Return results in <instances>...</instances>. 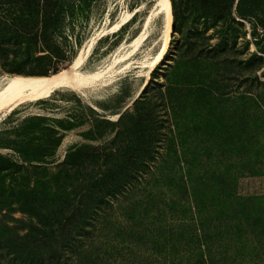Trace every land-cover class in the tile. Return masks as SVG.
<instances>
[{
    "label": "trees",
    "instance_id": "obj_1",
    "mask_svg": "<svg viewBox=\"0 0 264 264\" xmlns=\"http://www.w3.org/2000/svg\"><path fill=\"white\" fill-rule=\"evenodd\" d=\"M25 22L18 26L0 18L3 71L60 72L65 58L58 52L5 47L20 45L17 34H27L30 20ZM27 39L29 45L39 41ZM200 59L189 62L202 67ZM159 69L116 123L97 121L82 135L96 142L113 126L111 142L69 148L55 173L46 162L59 140L55 129L68 131L78 123L52 120L56 126L50 129L42 122L51 120L33 117L0 128V148L14 153L0 154V211L31 218L25 234L0 221V264H141L154 257L157 264L176 259L177 264H234L222 251L226 241L233 250L237 245L231 222L242 231V264H264V196L243 197L234 190L240 177L256 169L242 163V146L254 141L253 148L261 149L264 124L254 122L250 131L242 126V134L232 139L240 147L215 148L212 133L199 128L210 122L207 108L197 115L181 109L172 81L151 87ZM191 89L211 96L202 83ZM228 154L239 161L222 163Z\"/></svg>",
    "mask_w": 264,
    "mask_h": 264
},
{
    "label": "rangeland",
    "instance_id": "obj_2",
    "mask_svg": "<svg viewBox=\"0 0 264 264\" xmlns=\"http://www.w3.org/2000/svg\"><path fill=\"white\" fill-rule=\"evenodd\" d=\"M169 2L172 22L168 45L149 71L151 63L161 54L168 34L159 0H0V18L18 26L30 20L27 34H17L20 45L5 47L58 52L65 58L62 72L71 69L86 45L96 39L80 70L102 74L81 89L55 90L47 97L25 101L0 113V128H11L33 117L51 120L42 122L50 129L56 126L52 120L71 118V122L78 123L68 131L58 126L55 129L60 134L58 143L46 153L47 167L55 173L69 148L80 143L102 146L111 142L115 136L113 126L96 142L86 141L82 135L97 121L116 123L118 116L131 108L149 85L152 73L159 66L151 87L174 82L181 109L184 107L197 115L207 108L210 122L198 127L212 133L211 145L225 150L240 147L232 139L242 134V126L250 131L254 122L264 124V0ZM27 9L36 13L26 15ZM142 34L144 37L135 48L133 42ZM30 37H39L38 43L29 45L27 38ZM195 57L201 58L202 67L196 66V61L189 62ZM60 72H50L48 76L11 74L3 71L0 64V81L5 76L50 77ZM198 83L209 86L210 97L192 91V86ZM242 98L246 101L242 102ZM191 121L194 120L191 118ZM229 131L232 134H226ZM253 143L243 144L242 163L254 165L256 169L240 177L234 189L243 197L264 196V141L257 144L261 148L258 150L253 148ZM0 154L7 157L14 153L12 149L0 148ZM230 160L238 162L239 158L228 154L221 162ZM228 217L235 218L234 214ZM179 218L189 219L191 215L181 214ZM0 221L25 234V224L31 218L3 210ZM228 227L229 232H234L237 245L233 250L232 244L226 241L222 251L229 263L242 264V231L234 229L232 222ZM172 263L167 260L164 264ZM177 263L176 259L174 264ZM141 264H157V258Z\"/></svg>",
    "mask_w": 264,
    "mask_h": 264
},
{
    "label": "bare ground",
    "instance_id": "obj_3",
    "mask_svg": "<svg viewBox=\"0 0 264 264\" xmlns=\"http://www.w3.org/2000/svg\"><path fill=\"white\" fill-rule=\"evenodd\" d=\"M160 11L164 14L167 33L161 54L150 65L151 71L156 63L163 56L169 41V31L172 22L171 7L169 0H159ZM153 15V14H152ZM144 34L139 36L133 46L136 48L140 44ZM96 39H92L81 52L73 67L63 70L57 75L50 77H18L5 76L0 81V113L11 110L17 105L43 97H47L51 92L62 88L81 89L83 86L95 82L101 77V73H84L80 70L81 64L86 59L88 53ZM6 114V113H5Z\"/></svg>",
    "mask_w": 264,
    "mask_h": 264
},
{
    "label": "water",
    "instance_id": "obj_4",
    "mask_svg": "<svg viewBox=\"0 0 264 264\" xmlns=\"http://www.w3.org/2000/svg\"><path fill=\"white\" fill-rule=\"evenodd\" d=\"M122 114H120L118 117H120Z\"/></svg>",
    "mask_w": 264,
    "mask_h": 264
}]
</instances>
